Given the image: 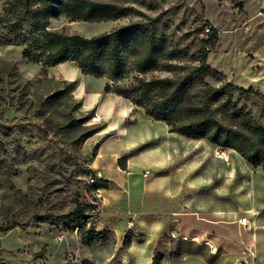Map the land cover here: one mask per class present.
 I'll use <instances>...</instances> for the list:
<instances>
[{
	"label": "rangeland",
	"instance_id": "rangeland-1",
	"mask_svg": "<svg viewBox=\"0 0 264 264\" xmlns=\"http://www.w3.org/2000/svg\"><path fill=\"white\" fill-rule=\"evenodd\" d=\"M4 1H0V6ZM140 1L141 5H135L136 8L149 16L173 8L172 26L183 21V28L197 27L198 22L187 9L201 14L218 33L208 64L221 77H209L210 85L217 87L229 82L264 93V0ZM136 19L138 17L131 16L115 21L87 22L60 16L49 19V28L67 35L92 36ZM245 25H250L248 32L243 31ZM22 51V46L0 41V122L7 128L12 127L14 132L3 136L7 157L2 162V171L0 169V264H155L154 260L149 263L150 257L167 253L161 246L153 248V243L161 236L156 234L150 244L147 239L151 237L147 238L133 226L115 233L108 229L113 224L112 219L106 220L105 214L122 208L123 200L131 201V197L138 196L135 191L141 188L142 171L152 173L146 184L163 174L145 167L143 162L145 152L152 151V144L157 143L155 138L160 136L164 123L147 118L142 109L127 100L105 93V77L82 75L69 62L42 67L30 63L22 56ZM152 76L166 74H147L144 78ZM71 82L75 84L72 89L68 87ZM117 108L123 111L122 118L118 117ZM120 126L126 132L117 136ZM93 131L96 132L82 139ZM105 142L106 152H101L100 147ZM97 144L99 147L94 151ZM120 149L122 151L115 153ZM158 152L152 151L154 159L159 158ZM123 156H126L125 169L129 175L133 170L129 166H138L139 179L132 178V174L127 176L130 180L128 194L114 183L121 173L119 158ZM96 168H103L105 175L114 178L106 181L110 185L108 192L101 191L99 195L88 181L90 176L81 175L83 170ZM5 170L16 173L7 180ZM125 177L123 174L122 179ZM117 199L121 201L116 202ZM75 202L91 204L98 216H103L100 220L97 217L88 228L107 232L106 242L81 246L77 231L70 227L33 225L36 214L46 211L62 214ZM128 208L131 211L133 206ZM129 210L125 211V221ZM14 222H30V226L26 230L18 227L4 230ZM154 226H148L152 227L151 233L158 231ZM126 241L127 247L124 246ZM145 244H150L149 248ZM176 245L180 252L192 253L187 243ZM38 253L41 255L36 257ZM197 253L205 255L201 251ZM173 262L162 261L161 264Z\"/></svg>",
	"mask_w": 264,
	"mask_h": 264
},
{
	"label": "trees",
	"instance_id": "trees-1",
	"mask_svg": "<svg viewBox=\"0 0 264 264\" xmlns=\"http://www.w3.org/2000/svg\"><path fill=\"white\" fill-rule=\"evenodd\" d=\"M141 3L140 0H5L0 6V41L22 46V56L30 63L55 67L69 62L82 75L105 77V93H113L142 109L146 117L164 122L170 133L233 150L253 169L260 167L264 171V93L229 82L217 87L210 85L209 77H221L208 64L218 33L201 14L187 9L198 22L197 27L183 28V21L172 26L173 8L149 16L136 8ZM60 16L87 22L131 16L138 19L107 32L83 36L50 29L49 19ZM153 73L166 76L144 78ZM125 80L128 81L124 83ZM74 86V82L68 84L70 89ZM9 131L14 133L12 127L7 128L1 121V171L7 157L3 136ZM98 147L99 144L94 151ZM125 160L126 156L119 158L121 167ZM15 173L5 170V178L9 180ZM92 174V170L86 169L81 175ZM92 186L106 188V181L96 180ZM97 217L91 204L75 202L62 214L47 211L36 214L32 222L34 226L70 227L77 231L81 246H90L107 241V232L88 228ZM29 226L30 222H14L4 230L17 227L26 230ZM124 246H128V241ZM176 255L171 251V257ZM154 261L159 264L160 258L154 255Z\"/></svg>",
	"mask_w": 264,
	"mask_h": 264
},
{
	"label": "crops",
	"instance_id": "crops-1",
	"mask_svg": "<svg viewBox=\"0 0 264 264\" xmlns=\"http://www.w3.org/2000/svg\"><path fill=\"white\" fill-rule=\"evenodd\" d=\"M116 111L122 118L123 111L118 108ZM163 125L160 136L155 138L157 143L152 144V151L159 150V158L154 159L152 151H149L145 152L143 162L145 167L163 174L147 184L145 181L151 178L152 173L148 178L142 177L141 188L135 191L138 196L131 197V201L123 200L122 208L105 214L106 220L112 219L113 225L108 229L115 233L129 229L125 224L131 220L132 226L141 234L151 237L147 239L148 243L152 244L156 234L160 235L153 248L161 246L167 253L164 256L157 254L159 264L162 261H174V264H237L241 257L240 240L254 246L258 260L264 264V171L253 169L233 150H223L203 139L194 140L170 133L168 126ZM125 132L120 126L116 135ZM106 142L100 147L101 152ZM223 152L229 155L228 162L221 158ZM137 167L129 166L133 169L132 178H138ZM126 170L125 165L119 168L122 174H117L115 186L122 185ZM107 186H110L108 182L106 188L97 189L108 192ZM119 199L115 201L120 202ZM135 205L140 206L135 208ZM128 206H133L131 211ZM126 210L133 215L127 221ZM174 214L177 215L176 222ZM241 216L247 217L255 227L254 232L245 231L238 224ZM102 217L98 216V220ZM151 224L155 225L153 229H158L157 232H150L152 227L148 226ZM176 243H187L192 253L180 252ZM150 244L145 246L149 248ZM171 251L178 255L171 257ZM198 251L205 255H199ZM151 260L154 256L149 258V263Z\"/></svg>",
	"mask_w": 264,
	"mask_h": 264
},
{
	"label": "built area",
	"instance_id": "built-area-1",
	"mask_svg": "<svg viewBox=\"0 0 264 264\" xmlns=\"http://www.w3.org/2000/svg\"><path fill=\"white\" fill-rule=\"evenodd\" d=\"M261 14V13H260ZM250 30V25H245L243 27V31L248 32ZM223 150H229V149H223ZM221 158L225 161L228 162L229 160V155L228 154H224V152L222 154H220ZM124 174H126V177L123 178V183L121 185V191L128 194V180H127V176L129 173L124 172ZM151 175V172L149 170H145L142 172V177L143 178H148ZM96 180H112V177L105 175V172L103 171V168H96L93 170V174L88 178L89 183L93 184ZM95 192L97 193V195H99V193L101 192L100 189H96ZM128 215L130 218H133V215L128 212ZM174 221H177V215L174 214ZM128 227L132 226V221L130 220L127 223ZM238 224L240 226H242L243 230L245 231H255V227L251 224V222L247 219L246 216H241L238 219ZM238 245L240 247V251H241V257L236 261L237 264H261L260 261L258 260L257 257V253H256V249L254 246H252L251 244L245 243L243 241H239Z\"/></svg>",
	"mask_w": 264,
	"mask_h": 264
},
{
	"label": "bare ground",
	"instance_id": "bare-ground-1",
	"mask_svg": "<svg viewBox=\"0 0 264 264\" xmlns=\"http://www.w3.org/2000/svg\"><path fill=\"white\" fill-rule=\"evenodd\" d=\"M84 78H86V76H83ZM232 151V150H231Z\"/></svg>",
	"mask_w": 264,
	"mask_h": 264
}]
</instances>
